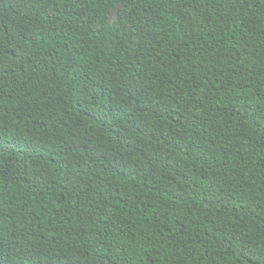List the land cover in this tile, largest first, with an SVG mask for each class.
I'll return each instance as SVG.
<instances>
[{"label": "trees", "instance_id": "16d2710c", "mask_svg": "<svg viewBox=\"0 0 264 264\" xmlns=\"http://www.w3.org/2000/svg\"><path fill=\"white\" fill-rule=\"evenodd\" d=\"M0 264H264V0H0Z\"/></svg>", "mask_w": 264, "mask_h": 264}, {"label": "water", "instance_id": "95a60500", "mask_svg": "<svg viewBox=\"0 0 264 264\" xmlns=\"http://www.w3.org/2000/svg\"><path fill=\"white\" fill-rule=\"evenodd\" d=\"M122 8H124V5H123V4L116 6L115 8H113V9L111 10V14H110V16H115V15L118 13V11H119L120 9H122Z\"/></svg>", "mask_w": 264, "mask_h": 264}]
</instances>
